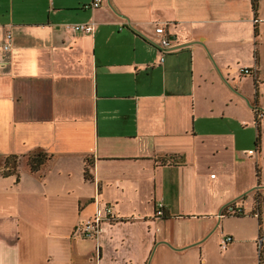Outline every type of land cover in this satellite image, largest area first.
<instances>
[{
	"label": "crops",
	"instance_id": "crops-1",
	"mask_svg": "<svg viewBox=\"0 0 264 264\" xmlns=\"http://www.w3.org/2000/svg\"><path fill=\"white\" fill-rule=\"evenodd\" d=\"M92 1L0 0V264H258L264 6ZM158 26L176 48L163 63ZM37 149L51 159L33 174ZM107 206L119 221L83 239Z\"/></svg>",
	"mask_w": 264,
	"mask_h": 264
},
{
	"label": "built area",
	"instance_id": "built-area-1",
	"mask_svg": "<svg viewBox=\"0 0 264 264\" xmlns=\"http://www.w3.org/2000/svg\"><path fill=\"white\" fill-rule=\"evenodd\" d=\"M104 0H93L91 5L88 8L95 10L102 6ZM74 32H84L86 34H92L94 32V24L87 23V24H77L72 27ZM155 34L159 39L157 47L159 48L162 58L161 63L164 62L165 55L173 52L176 48L171 44L170 37L166 32L165 26H158L155 30ZM12 45V35L8 32L5 35L4 41V50L9 51ZM241 76L251 77L254 79L255 84L259 82V71L258 69H241L240 71ZM257 117V124H260V119H264V113L260 112L259 110L256 111ZM215 178V175L212 176ZM260 207V204H259ZM227 215L230 216H242L244 215V211L242 209H237L234 207H229L227 209ZM155 216L163 217L164 216V205L162 203H157L155 205ZM259 216V213H258ZM119 221V217L114 212L113 207L107 206L103 212L98 211L95 217L89 221H86L82 225H80L76 232L83 238V239H97L103 232L104 226L108 223H115ZM233 243V238L231 236H226L221 244L222 250H226L231 244Z\"/></svg>",
	"mask_w": 264,
	"mask_h": 264
},
{
	"label": "trees",
	"instance_id": "trees-1",
	"mask_svg": "<svg viewBox=\"0 0 264 264\" xmlns=\"http://www.w3.org/2000/svg\"><path fill=\"white\" fill-rule=\"evenodd\" d=\"M252 2H253V7L256 10L259 6V2L258 0H252ZM259 143H260V134L257 138V146L259 145ZM26 159H27V165L31 173L35 174V173H38L46 165V163L51 159V156L46 151L42 149H37L31 152L29 155H27ZM18 166H19L18 156L8 157L4 163L2 175L5 177L17 175ZM260 205H262V203ZM261 238H262V230H260V240ZM258 264H264V247L263 246L260 247L259 249Z\"/></svg>",
	"mask_w": 264,
	"mask_h": 264
},
{
	"label": "rangeland",
	"instance_id": "rangeland-1",
	"mask_svg": "<svg viewBox=\"0 0 264 264\" xmlns=\"http://www.w3.org/2000/svg\"><path fill=\"white\" fill-rule=\"evenodd\" d=\"M260 4L262 5V6H264V0H260ZM240 68H242V66L240 67ZM253 150H255V146H253ZM255 160L256 161H258V164H262V168H264V160H262V159H258L257 160V158L256 157H254V160H253V162H254V164H253V169H254V172H255V174L257 173L256 172V166H255V164H256V162H255ZM262 160V161H261ZM264 189V188H263ZM259 202H260V204L262 203V206H263V208H262V215H264V198H259ZM264 217V216H263ZM264 219V218H263ZM264 222V221H263ZM261 242H262V245H263V247H264V228H263V230H262V238H261Z\"/></svg>",
	"mask_w": 264,
	"mask_h": 264
},
{
	"label": "water",
	"instance_id": "water-1",
	"mask_svg": "<svg viewBox=\"0 0 264 264\" xmlns=\"http://www.w3.org/2000/svg\"><path fill=\"white\" fill-rule=\"evenodd\" d=\"M264 187H256L255 189H253V191H257V190H261V189H263Z\"/></svg>",
	"mask_w": 264,
	"mask_h": 264
}]
</instances>
